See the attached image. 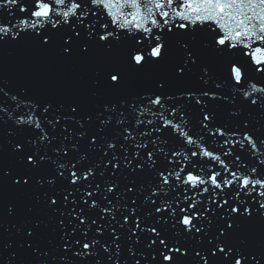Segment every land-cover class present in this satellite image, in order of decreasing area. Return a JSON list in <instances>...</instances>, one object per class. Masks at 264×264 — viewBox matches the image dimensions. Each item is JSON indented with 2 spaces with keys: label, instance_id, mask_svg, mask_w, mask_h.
Here are the masks:
<instances>
[{
  "label": "water",
  "instance_id": "95a60500",
  "mask_svg": "<svg viewBox=\"0 0 264 264\" xmlns=\"http://www.w3.org/2000/svg\"><path fill=\"white\" fill-rule=\"evenodd\" d=\"M30 2L31 0H27L25 6ZM3 3L4 0H0V5ZM112 3L117 6L108 9L92 6L96 15L89 13L85 19L86 24L95 25L97 32H102L99 26L105 24L108 31L119 37L118 41H112L111 49L106 48L96 37L88 40L82 35L79 40L73 41L72 55L66 56L62 52L65 45L61 37L67 35L70 29L65 26L56 31L48 24L28 30L27 33L21 31L16 40L6 38L0 47V121H3L0 125V170L3 173L0 178V264H66L72 259L75 264H115L117 260L119 264H134L135 260H139L140 264H168L160 255L162 246L157 244L153 249L146 246L149 238H155L151 237V234L138 233L141 236L139 243H136V237L127 239L130 235L129 229L133 225L129 223L123 228L119 226L122 216L129 214L125 211L126 208L136 209L142 227L157 226L170 246L176 245L186 251L187 254L183 256L176 254V264H203L195 255L197 251L207 252L212 264H231V257L226 258L219 253L211 256L210 250L215 247L217 240L223 242L226 248L243 250L249 260L252 258L251 254L259 258L260 254L264 255V216L259 214L258 206L253 203L252 197L257 196L256 192L246 195L236 184L225 188L223 193L216 189V198L227 199L230 203L240 191V201L247 202V206L253 209L250 217L235 218L232 228H227L229 218L224 216L221 219L223 211L217 209L215 214H207L208 219L196 222L197 227L203 225L200 233H196L195 229L192 233H186L180 225L158 221L159 214L155 213V208L162 203L171 204L173 208L179 204L183 208L190 205L193 199L201 202L200 210L209 206L212 197L210 185H177L174 178L170 177L171 187L165 185L163 191L157 188L160 178L156 173L161 170H165L167 174L168 171H179L184 167L182 178L189 172L193 175H207L209 170L221 171L223 175L220 165L214 160L202 156L191 157V152L199 151L201 146L220 155L232 171L246 173L256 167L260 173L264 168L260 163L264 160V146L258 143L259 151L253 153L247 144L241 148V145L235 142V136L229 144L225 143L227 136H210L200 123V105H197L194 99H188L186 95L183 98L178 96L179 93L188 91L197 95L201 90L215 91V99L203 97L206 104L204 110L212 113L214 117L210 127H220L229 135L238 131L242 137L245 129L241 122L246 121L247 134L258 141L264 140V108L259 107L264 103V96L259 92L253 93L247 99L244 96L245 92H251L253 85L258 89L264 88V72L256 70L258 67H264V64L258 65L254 62L264 61V41H242L237 47H228L226 42L221 46L216 41L222 35H229V29H232L230 34L235 35L234 22L226 16H216L212 21H205L204 12L196 13L187 9V4L195 7L205 3V0H174L172 8L168 9L170 13L175 15L173 9L184 12L189 15V21L175 17L170 21L171 31L167 30L168 25L163 26L164 57L143 69H137L128 63L127 56L135 47L133 37L143 40L147 34L135 30L133 25L125 24V27H119L117 24V21L123 24L125 18H131L127 15L128 12L136 15V8L130 7L131 0H127V4L125 0H119V3L112 0ZM149 6L153 7L154 11L153 17L149 19H159L155 16L157 10L154 5ZM245 11L250 12L251 9L245 8ZM256 11L260 12V9L256 8ZM260 14L264 15V12ZM144 15L141 7L140 15L134 23H144ZM197 15L201 16V20H195ZM29 18L30 12L26 15L18 6L0 7V26L11 28L12 31H19V28L13 26L20 25L22 20ZM240 18L242 17L237 16V19ZM179 23H187L188 27L177 28L175 25ZM125 28L129 30L126 31ZM36 31L42 34L46 32L53 39V43L41 48L39 37L34 34ZM153 34L161 32L153 28ZM144 42L147 43L146 40ZM232 42L236 43L235 40ZM244 43L248 46H243ZM84 47L86 51L83 50ZM232 66L239 67L244 73L242 83L237 84L231 79ZM179 67H184L183 75H177L176 69ZM203 68L208 69L207 74L202 71ZM114 72L120 75L121 83L118 86L112 84L109 79L110 74ZM154 93L162 94V102L164 95L173 97L171 101L165 102V108H171L174 103L177 105V122L179 111H183L187 123L182 127L198 144L184 143L183 137L171 130L164 132L161 139L166 140V144L161 146L169 155L167 158L161 155L156 166L149 168L146 158L133 159L132 154L144 151L134 147L137 144H148V149H153L151 140L157 134L140 135L141 132H148L153 125L141 124L137 127L136 120L141 107H151L153 112L161 111L158 105L149 104L148 97L155 99ZM252 98L257 99V105L250 103ZM48 104L52 106V110L44 113L43 107ZM133 104L137 106V112L132 111ZM106 106L108 111H105ZM113 106L115 111L112 110ZM72 108L76 111L73 112ZM29 115L33 116V128L38 119L41 126L48 129L52 139V143L46 147L37 142L36 147L41 148V154L66 164L69 168L72 163L85 169L93 167L94 178L73 185L70 183L67 169L64 170V178H59L51 162L40 170H32L31 165L25 167L26 160L21 162L24 153L16 150L14 146L18 143L23 145L26 139L32 138L39 130H21V126L16 124V118H27ZM122 116L126 121L125 126L132 131L135 140H123L121 126L116 124V120ZM108 117L111 118L110 123L102 125L100 121ZM139 118L145 121L153 119L148 115H141ZM47 120H52L55 128L47 125ZM159 123V120L155 121V124ZM91 137H96L95 144L91 143ZM201 137L203 139H200ZM108 140L116 143L114 152L107 149ZM52 149L59 151L54 152ZM229 149H232L231 153L225 155ZM172 150L179 155L173 158ZM114 154L120 164L117 170L110 164L105 166ZM185 156L188 159H185ZM236 156L240 157L239 169L236 168ZM81 157L84 159L81 160ZM128 160L132 161L131 164H127ZM137 163L144 164L143 170L135 167ZM23 176L29 177L28 184H24L22 179L19 184L14 182ZM51 177H55V183L49 184L48 178ZM37 179L42 182L37 183ZM113 183L117 186L116 190L113 193L106 192V185ZM89 184L91 188L88 187ZM97 185L100 186V192L95 196L98 207L89 208L83 203L86 199L83 193L94 190ZM203 187H209V191L203 192ZM128 188H132V191H128ZM154 188L158 195L152 194ZM259 191H264V188ZM69 192L72 195L64 202V197ZM51 197H55L58 203L50 205ZM105 197L112 200L115 208L119 209L112 213L115 220L111 215L101 213V209L110 207ZM186 197L189 198L187 202ZM152 200L156 203L152 204ZM74 208L77 212L83 209L87 223L78 225V222L72 219L69 212ZM129 218L132 219L131 216ZM61 220L64 221L63 227L59 224ZM92 220L96 223H90ZM74 227L77 228L75 235L72 234ZM113 227H116L120 237L117 241L121 246L119 254L115 252L111 241ZM97 228L101 229L102 235L97 233ZM222 228L226 229L225 235H220ZM29 230L32 231V236L27 235ZM85 230L88 240H99L101 245H107L109 251L105 252L98 246L93 249L92 255L72 257L71 250L66 251L64 245L68 244L69 249H75L74 240L83 239L82 232ZM62 235L68 239H62ZM129 248L133 250V254L129 253ZM165 255H168L166 251ZM240 258L243 264V258ZM261 264H264V260H261Z\"/></svg>",
  "mask_w": 264,
  "mask_h": 264
},
{
  "label": "snow or ice",
  "instance_id": "6c2138e0",
  "mask_svg": "<svg viewBox=\"0 0 264 264\" xmlns=\"http://www.w3.org/2000/svg\"><path fill=\"white\" fill-rule=\"evenodd\" d=\"M26 2L27 0H4V3L0 5V7L18 6L19 10L25 13L26 15L30 12L29 19H24L21 21L20 25L13 26V28H19V31H12L11 28H5L0 26V47L3 46L6 38L10 40H16L20 36L21 31L27 33L28 30H35L45 24L51 25V28L56 31H59L60 28H63L65 26L70 29L67 35L61 37L63 40V44L65 45L64 47H62V52L66 56L72 55L73 41L79 40L82 35L88 40H93V37H96L98 41L102 42V44L108 49H111L113 40H119L118 36H115L111 31L107 30V25L101 24L99 27L103 31L97 32L95 30V25L85 23V19L89 15V13H91L92 16L96 15V12L93 11L92 6H95L98 9L115 8L117 4H113L112 0H31V2L27 3V6H25ZM117 3H119V0H117ZM125 3L127 4V0H125ZM150 4L154 5V8L157 10L155 12V16H158L159 19H149L154 15L153 7H150ZM173 4L174 0H163V2H161V0H131L130 7L136 8V15H131V13L128 12L127 15H130L131 18H125V22L123 24L117 21V24L119 27H125V24L133 25L135 30L142 31L143 33L147 34L143 40L136 39L135 37H133V39L135 40V47L129 51L127 56L128 63L131 66H134L137 69H143L148 64L160 61L165 54V44L164 40L162 39L163 26L168 25L169 27L167 28V30L171 31L172 27L170 25V21L174 20L175 17H179L183 21H189V15L185 14L184 12L176 11L175 9H173L175 15H172L170 13L168 9H171ZM141 7L143 8L145 14L144 17H142L144 23H134L137 20V16L140 15ZM245 8L251 9V11L246 12ZM256 8H259L260 12H264V0H255V3H253V0H205V3L197 4L195 7H193V5L190 3L187 4V9H189L191 12H204L205 15L203 16V19L205 21H212L215 19L216 16H226L229 20L235 23L236 32L234 36L230 34L232 29H229V35H222L216 41V43L221 46H224L227 42L228 47H237L242 43V41L252 39L257 42L264 41V15H261L260 12H257ZM123 14L124 13H122V15ZM237 16L242 18L237 19ZM195 20H201V16L197 15L195 17ZM77 25H80V27L78 28ZM175 26L177 28L184 29L188 27V24L179 23ZM153 28L160 30L161 34H153ZM125 30L127 31L129 29L125 28ZM34 34L39 37V46L41 48H43L45 45H51L53 43V39L50 38L46 32L42 34L41 32L36 31L34 32ZM145 40L147 41V43L144 42ZM233 40H235L236 43H233ZM243 46L247 47L248 45L244 43ZM184 47H186V45ZM83 50L86 51V47H84ZM188 55L189 57H191V53H189ZM254 62L258 65L264 64V61L262 60H256ZM185 66L187 65L185 64ZM256 70L264 72V67H258ZM202 71L207 74L208 69L203 68ZM176 72L177 75H183L184 67L177 68ZM230 75L231 79L234 80L237 84L242 83L244 80V73L239 67L232 66L230 68ZM109 79L114 85L118 86L121 83L120 75L118 72L110 74ZM204 82L207 83V81ZM216 87L218 88L219 85H216ZM256 92H259L262 94V96H264V88L258 89L254 85L252 86L251 92H245L244 96L247 99L249 96H252V94ZM153 95L155 96V99H153L152 96L148 97L149 104L153 106L158 105L161 111L153 112L151 107H141L140 111L137 114L136 120L137 127H139L141 124L153 125V127L150 128L148 132L140 133L141 136H151L152 133L157 134L155 138L151 140L153 149L149 150L148 144H137L134 145V147H136L137 149H143L144 151H136L132 154L133 159L138 158L140 160H145L146 158V160L149 162V168H154L156 166L157 160L160 158L161 155H163L165 158H167L169 155V153L164 151V147L161 146L162 144H166V140L161 139L164 132L171 130V132L183 137L184 143L190 145L198 144V142L194 140L192 136H190L188 132L184 130V127H182V125L187 123L184 120L183 111H179V121L177 122V105L174 103L171 108H165V102L171 101L173 97L164 95V102H162V94L154 93ZM185 95L188 99H194L196 104L200 105L199 111L202 114V119H200V123L202 128L206 129L210 136H227L228 138L225 140L226 144L232 143V137L235 136V142L240 144L241 148H244L245 144H247V146L252 150L253 153L259 151V149L257 148L258 143L261 146H264V140L258 141L247 134L248 124L246 121L241 122V126L245 129V132L243 133L242 137L238 131L233 132L231 135H229L220 127H210L214 117L212 113L204 110L206 104L204 102L203 97L215 99L217 97L215 91L201 90L199 95L192 91H188L186 93L181 92L178 94V96L182 98ZM250 103L254 106L257 105V99L252 98L250 100ZM131 107L133 112H137V106L135 104L131 105ZM259 107L264 108V103H261ZM51 110L52 106L50 104L45 105L43 107L44 113H48ZM71 110L73 112L76 111L75 108H72ZM112 110L115 111L114 106L112 107ZM105 111H108L107 106L105 107ZM141 115H148L151 116L153 119L147 121L141 120L139 118ZM110 120L111 118L108 117L104 120H101L100 123L102 125H107L108 123H110ZM156 120L160 121L158 125L155 124ZM33 122L34 121L32 115L27 116V118H16V124L21 126V130H25V128L33 132H35L36 129L39 130V132L35 134L32 138L26 139L23 145L18 143L14 146L16 150L24 153V155L21 157V162L26 160L27 163L25 164V167L31 165L32 170H40L43 167L47 166L49 162H51L59 178H64V170L67 169L68 175L70 177V183H72L73 185L83 183L84 181L89 180V178H94L95 169L93 167L89 166L85 169L82 166L77 167L76 163H72L69 168L68 165L58 163L50 157L41 154V148L36 147L37 142H39L40 145L46 147L47 145H50L52 143V139L50 138V133L48 129L46 127H42L41 122L38 119L35 122L34 128ZM58 122L59 117H57L56 123ZM2 124L3 121H0V125ZM46 124L50 125L52 128H55V124L52 120H47ZM116 124L121 126L120 128L122 138L125 142L129 140H135L132 131H130L127 126H125L126 121L123 116L121 117V119L116 120ZM80 135L83 136V133H81ZM200 139H203V137H201ZM91 143H96V137H91ZM28 145H31L32 147H28ZM106 147L107 149L113 150L114 152L117 145L116 143L108 140L106 141ZM121 147H123V145H121ZM52 151L58 152L59 149H52ZM231 151L232 149H229V151L226 152L225 155H229ZM65 155H67L66 151ZM177 155H179V153L174 150L171 151V156L173 158ZM262 155H264V153H262ZM197 156L207 157L209 159L214 160L220 165L224 174L222 175L221 171L209 170L207 175H193L191 172H189L186 174V176L182 178L181 173L184 172V167H181L179 171H168L167 174H165V170H161L156 173L157 176L160 178L157 188L160 191H163L165 185H169V187H171V184L169 183L170 177L174 178V181L177 183V185L181 183L187 184L191 187L210 185L212 187V197H210L209 206L204 207L203 210H200L199 204L201 202L195 199L192 200V203L190 205L183 208L180 207L179 204H177V206L173 208L171 204L162 203L161 206L155 208V213L159 214L157 219L158 221L164 223L172 222L173 225H180L183 227V230L186 233H192L193 229H195L196 233H200L203 225H201V227H197L196 222L199 220L208 219L207 214L209 212L215 214L216 210L220 209L223 211L221 219H223L224 216H227L229 218L227 228H232L234 226L233 222L235 218L244 216L250 217L253 212L252 207L247 206V202L242 203L240 201V191H243L246 195H249L252 192L257 193V196L252 197V200L253 203L258 206L259 214L261 216H264V191H259V189L264 188V168L261 169L260 173L257 172L256 167H252L246 173H242L240 171H232L225 164L224 160L221 159L220 155H216L213 152L208 151L206 148H203L202 146L200 147L199 151L191 152V157ZM83 159L84 157H81V160ZM185 159H188V157L185 156ZM235 160L236 168L239 169L240 157L236 156ZM131 162V160H128L127 164H131ZM169 162L171 163V160ZM77 163H79V161ZM260 163L261 165H264V160L260 161ZM109 164L114 170L119 169L120 164L115 154L113 155L112 160L107 161L105 166L107 167ZM127 164L125 165L126 167ZM135 167L137 169L143 170L144 164L137 163ZM2 174V170H0V178H2ZM21 179L23 180L24 184L29 183L28 176L17 178L14 180V182L19 184ZM36 182L41 183L42 181L41 179H37ZM48 183H55V177L48 178ZM234 184L238 185V188L240 190L236 193L235 200L230 203V201L227 199L221 200L216 198V189H219L220 192L223 193L225 188H230ZM88 187L91 188V185L89 184ZM116 187L117 186L114 183L107 184L105 191L108 193H113L116 190ZM127 190L132 191V188H128ZM202 191L208 192L209 187H203ZM99 192V185H97L94 190L85 191L83 193V196L86 197V199L83 200V203L88 205L89 208H97L98 204L96 203L95 196ZM152 194L158 195V192L155 188L152 190ZM71 195V192L65 195L64 202H67L69 196ZM118 197L119 196H117V198ZM104 199L107 200V203L110 207H105L101 209V213H107L112 216L113 220H115V215H113L112 213L114 210L119 211V209L115 208V205H113L112 200H109L107 197H105ZM187 199L189 198L186 197L185 202H187ZM57 203L58 201L55 197L50 198V205H55ZM75 203L76 201L74 200L73 204ZM151 203L155 204L156 201L152 200ZM133 204H135V200H133ZM213 205L215 207H213ZM125 211L129 214L122 216V223H120L119 226L123 228L129 223L133 225V227L129 229L130 235H128L127 237L128 240H131L133 237H136V243H139L141 236L138 235V233L151 234V237L155 238H149L146 246L150 249L155 248L157 244L162 246L160 255L163 261L168 262V264H176V261L178 260V256L176 254H179L180 256L187 254L185 250H182L176 245L170 246L163 238L162 231L159 230L157 226L142 227V222L140 218L136 215L135 208H126ZM165 213H167L166 216L164 215ZM61 215H63V213H61ZM69 215L72 217V219L78 222V225H83L88 222L84 217L83 209H80V211L77 212V210L74 208L71 210V212H69ZM130 216L132 217L131 220L129 218ZM71 222L72 221L70 220L69 223ZM90 223L95 224L96 221L92 220ZM59 224L61 227H63L64 221H59ZM76 231L77 228L74 227L72 230V234L75 235ZM96 231L100 235L103 234L100 228H97ZM225 234L226 229L222 228L220 230V235ZM27 235L32 236V231L29 230L27 232ZM82 236L84 237L83 239L78 238L74 240V244L76 245L75 249H69L68 244L64 245L66 251L71 250L72 257H84L92 255L93 249L98 246L102 247L105 252L109 251L107 245H101L99 240H88V233L86 230L82 232ZM61 238L68 239V237L64 235H62ZM119 239L120 237L119 235H117L116 227H113L111 232V241L112 244L115 246V252L117 254H119L121 250L120 244L117 243ZM28 246L31 247L30 244H28ZM33 251H35V249H33ZM128 251L130 254H133V250L131 248H129ZM165 251L168 253V255H165ZM210 252L211 256H216L219 253L226 258L231 257V264H241L240 257L243 258V264H253V262L254 264H261V260H264V255L262 254H260L259 258H257L256 255L251 254L252 258L251 260H249L248 255H245L243 250L238 251L233 248H226L223 242L219 240H217L215 247L212 248ZM195 255L203 261V264H212V262H210V257L207 252L197 251ZM63 257L64 256L61 257V260H63ZM66 264H75V261L72 259L71 261L66 262ZM115 264H119V261L117 260ZM134 264H140V261L135 260Z\"/></svg>",
  "mask_w": 264,
  "mask_h": 264
}]
</instances>
